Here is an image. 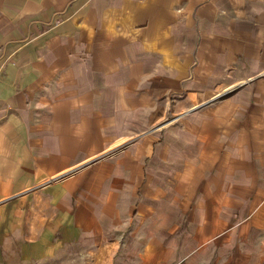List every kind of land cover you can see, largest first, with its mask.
Returning a JSON list of instances; mask_svg holds the SVG:
<instances>
[{
    "label": "crops",
    "instance_id": "obj_1",
    "mask_svg": "<svg viewBox=\"0 0 264 264\" xmlns=\"http://www.w3.org/2000/svg\"><path fill=\"white\" fill-rule=\"evenodd\" d=\"M0 106V198L63 177L98 264H264V0H0Z\"/></svg>",
    "mask_w": 264,
    "mask_h": 264
},
{
    "label": "rangeland",
    "instance_id": "obj_2",
    "mask_svg": "<svg viewBox=\"0 0 264 264\" xmlns=\"http://www.w3.org/2000/svg\"><path fill=\"white\" fill-rule=\"evenodd\" d=\"M253 80L248 82L251 83ZM243 86H248L247 81L219 93L218 97L204 103L201 108H212L214 105H218L222 101L221 99H227ZM173 104L172 102L171 105ZM169 113V115L166 113L165 117H160L158 123H150L144 120L142 132H133L132 137L127 139L124 146L129 148L133 140L140 135H143L146 142L154 140V137H158L159 142L160 140L163 142L170 130L180 131L179 129L182 128L180 119H174L175 116L171 114L173 113L172 109ZM150 130L155 132L153 134L148 133ZM174 135L177 136V133ZM120 151H124V147H121ZM112 153L114 151H110V153L99 158L111 156ZM99 158L95 162L100 160ZM146 167L147 162L144 160V168ZM61 179L63 177L52 178V180L38 183L16 196L0 198V264H98V257L101 256L100 247H86L80 244L74 247L70 245L71 237L68 223L63 219V216L53 213L49 199L41 194L42 189L48 185L56 184ZM30 211L32 213H29ZM30 225H34L36 230L30 229ZM66 226L67 232L64 229ZM39 228L41 230H38ZM53 229L57 232H53ZM32 232L36 233V238L31 236ZM92 249L95 253L94 261L89 255V251Z\"/></svg>",
    "mask_w": 264,
    "mask_h": 264
},
{
    "label": "built area",
    "instance_id": "obj_3",
    "mask_svg": "<svg viewBox=\"0 0 264 264\" xmlns=\"http://www.w3.org/2000/svg\"><path fill=\"white\" fill-rule=\"evenodd\" d=\"M1 110H2V109H1V106H0V113H1ZM0 120H1V117H0Z\"/></svg>",
    "mask_w": 264,
    "mask_h": 264
}]
</instances>
